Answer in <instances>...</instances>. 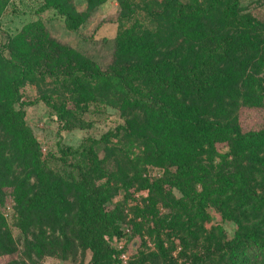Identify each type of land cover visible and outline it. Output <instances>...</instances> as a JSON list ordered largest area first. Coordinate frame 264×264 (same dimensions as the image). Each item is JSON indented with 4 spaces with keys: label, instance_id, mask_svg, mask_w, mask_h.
Here are the masks:
<instances>
[{
    "label": "trees",
    "instance_id": "obj_1",
    "mask_svg": "<svg viewBox=\"0 0 264 264\" xmlns=\"http://www.w3.org/2000/svg\"><path fill=\"white\" fill-rule=\"evenodd\" d=\"M205 1L163 0L159 15L166 20L165 34L141 31L134 23L122 26L105 70L50 37L41 20L7 35L0 46V137L5 139L0 191L13 188L20 217L40 227L27 233L31 242L23 257L3 264H39L48 246L73 251L68 243L76 241L91 254L87 264H123L106 237L130 243L133 235L154 239L157 251L146 253L145 246L127 264H264V125L245 131L237 117L241 100L264 98V83L254 77L264 58V38L242 27L250 18L239 15L241 0ZM85 2L87 11L79 12L73 0H44L35 14L52 13L68 32L77 33L106 0ZM121 6V18L131 22V5L123 1ZM214 17L219 21L212 31L203 18ZM37 78H51L66 94L65 101L52 106L63 130L70 103L81 111V104L110 106L121 114L119 132L143 141L140 160L167 168L155 181L143 179V169L138 170L136 179L150 189L151 198L146 210L136 213L143 222L134 223V231L122 226L116 208L109 209L121 190L125 198L130 190L102 169L95 147L104 139L90 141L87 148H60L62 158L83 160L77 183H64L48 170L25 108L50 102H25L20 93ZM132 163L137 165V159ZM88 177L106 181L91 186ZM158 203L169 210L163 217ZM210 209L236 226L231 239L222 226L204 228ZM6 221L0 215V257L16 252ZM45 226L52 227L50 236ZM72 226L76 241L66 237L65 228ZM56 228L64 241L56 239ZM173 238L182 247V263L172 256Z\"/></svg>",
    "mask_w": 264,
    "mask_h": 264
},
{
    "label": "rangeland",
    "instance_id": "obj_2",
    "mask_svg": "<svg viewBox=\"0 0 264 264\" xmlns=\"http://www.w3.org/2000/svg\"><path fill=\"white\" fill-rule=\"evenodd\" d=\"M123 1H127L134 13L131 22L123 20L124 8L121 6ZM163 0H106L105 4L91 14L84 26L77 33L68 32L64 23L59 17L50 14L36 16L35 12L43 5L44 0H0V46L7 40V35H15L29 23L41 20L49 33V36L56 39L61 44L73 48L86 58H89L99 64L102 69L110 66L115 52V38L118 29L122 26L130 27L134 23L141 31L148 30L150 32L165 34L166 20L160 17L159 5ZM206 5L205 0H198ZM74 5L79 12L87 11L85 0H73ZM239 15L249 17L250 19L242 22V27L248 31L260 35L264 38V0H241L239 5ZM129 16V13H128ZM216 17V16H215ZM203 18L205 25L210 30H214L218 18ZM251 20V21H250ZM210 33V32H209ZM163 37L165 35H162ZM255 79L264 83V58H262L258 69L255 72ZM22 100L25 102L41 100L47 98L50 105L40 101L35 106L25 108V121L32 130L35 138L40 144L41 154L47 162L48 170L52 171L64 183L73 185L80 179L79 165L82 164L80 156L62 158L59 153L60 148H78L81 145L89 147L90 141L103 140L102 144L95 147L98 158L102 162L101 167L105 172H110L114 177V183L123 188V182L127 183L130 195L126 197L125 191L121 190L109 209L116 208L120 216V223L123 227L128 226L134 231V223H141L143 219L136 217L138 210H146L150 203L151 193L148 188H141L142 181L136 179L139 169H143V179L149 181L161 180L167 172L166 167L148 165L142 162L146 151V147L142 140L136 136L130 137L123 131L119 132L118 127L123 123L119 110L106 105L97 104H81L85 107V111L69 104L71 113L65 118L67 129H62L63 123L59 120L57 112L52 106H58L65 101L66 94L51 78L45 81L40 78L27 81L20 89ZM237 117L243 130H257L264 125V98L252 97L245 98L240 101ZM4 137H0V161L2 149H5ZM45 150V152H43ZM222 154L228 153L227 148L221 149ZM137 159V165L135 160ZM0 169L5 173L4 163ZM56 177V178H57ZM106 179L95 180L88 177L89 185H99ZM35 183L31 181V185ZM13 188L6 187L0 191V215L6 221L8 231L12 236L13 244L16 252L10 256L0 257V264L8 259H21L26 251V243L31 242L29 234L34 231L33 227H40L28 222L26 217L21 218L18 211V200L15 197ZM177 198L179 195L174 192ZM68 198L73 200V193H68ZM122 203V207H118ZM162 203H158L157 212L163 217L168 213ZM209 220L204 224L206 230H210L215 226H222L228 238L234 236L236 226L231 222H223L221 216L213 209L208 211ZM47 227V226H45ZM22 228L26 229L23 230ZM133 228V229H132ZM57 229V228H56ZM66 237L74 240L73 226L65 228ZM48 236L52 234V227L46 229ZM56 239H63L61 230H56ZM169 234V231H164ZM131 242L132 259L143 251L146 246V253L156 252L157 246L154 239L145 235L142 239L133 235ZM64 241V239L62 240ZM172 241L177 243V249L172 251L174 259L180 260L182 247L178 245V239L173 238ZM73 246V251L66 250L54 246H48L43 257L39 260V264H87L91 259L88 250H83L77 243H68ZM170 245L165 241V249H169ZM35 257V254H33ZM36 258V257H35Z\"/></svg>",
    "mask_w": 264,
    "mask_h": 264
},
{
    "label": "built area",
    "instance_id": "obj_3",
    "mask_svg": "<svg viewBox=\"0 0 264 264\" xmlns=\"http://www.w3.org/2000/svg\"><path fill=\"white\" fill-rule=\"evenodd\" d=\"M45 152V150H43ZM126 232L129 234L130 230L127 229ZM106 241L110 242L111 245L120 252L119 259L123 264H127L131 259L133 242L128 243L124 238H113L112 240L106 237Z\"/></svg>",
    "mask_w": 264,
    "mask_h": 264
}]
</instances>
